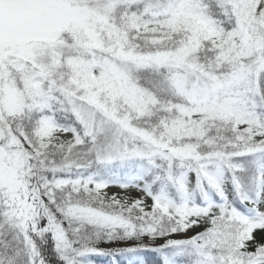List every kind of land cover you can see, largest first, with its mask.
<instances>
[{
    "label": "snow or ice",
    "instance_id": "obj_1",
    "mask_svg": "<svg viewBox=\"0 0 264 264\" xmlns=\"http://www.w3.org/2000/svg\"><path fill=\"white\" fill-rule=\"evenodd\" d=\"M0 264H264V0H0Z\"/></svg>",
    "mask_w": 264,
    "mask_h": 264
},
{
    "label": "rangeland",
    "instance_id": "obj_2",
    "mask_svg": "<svg viewBox=\"0 0 264 264\" xmlns=\"http://www.w3.org/2000/svg\"><path fill=\"white\" fill-rule=\"evenodd\" d=\"M111 191H117V189H111Z\"/></svg>",
    "mask_w": 264,
    "mask_h": 264
}]
</instances>
